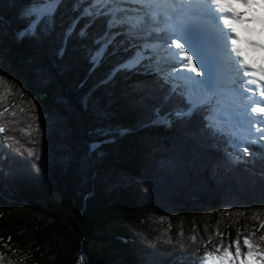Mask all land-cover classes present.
Masks as SVG:
<instances>
[{"label":"trees","instance_id":"obj_1","mask_svg":"<svg viewBox=\"0 0 264 264\" xmlns=\"http://www.w3.org/2000/svg\"><path fill=\"white\" fill-rule=\"evenodd\" d=\"M28 3L0 4L2 90L12 93L0 105V264H201L244 236L264 248V162L243 157L247 134L225 124L236 135L212 138L199 117L153 123L164 94L154 73L108 79L132 50L93 68L103 26L65 44L75 14L64 9L50 34L17 39Z\"/></svg>","mask_w":264,"mask_h":264},{"label":"snow or ice","instance_id":"obj_2","mask_svg":"<svg viewBox=\"0 0 264 264\" xmlns=\"http://www.w3.org/2000/svg\"><path fill=\"white\" fill-rule=\"evenodd\" d=\"M9 2L14 4L16 0ZM3 3L5 0H0ZM62 9L75 14L63 33L65 44L74 33L82 40L88 39V29L97 22L103 26V35L96 37L92 42L94 47L88 50L93 68L107 56L132 50L133 54L122 58L109 73V80L117 72L140 69L145 75H156L164 94L161 105L153 110V123L171 127L173 121L184 125L199 117L204 121L202 130L212 138L236 135L225 131L226 122L234 121L237 129H244L247 124L249 135L238 137L244 142L242 155L253 163L258 158L264 162V144L251 136L255 129L259 140L264 141V65L255 67L244 58L237 31L238 25L256 20L264 30V0H29L20 13L28 19L27 26L16 33V38L39 39L50 34ZM85 18L87 21L78 28ZM249 43L256 46L255 41ZM227 66H231L230 74L224 71ZM3 72L5 69L0 65V73ZM240 82L242 88L237 87ZM4 85L5 77L0 75V105L12 94L10 86L6 92L2 90ZM175 100L179 103L162 111L163 105ZM225 100L229 107H225ZM233 103L242 111H233L230 107ZM35 107L33 104L32 109ZM6 112V107L0 108V117ZM12 115H16L15 111ZM4 132L5 127L0 124V133ZM29 155H32L30 150ZM195 239L191 237L193 242ZM259 239L264 241V235ZM242 247L247 248L246 253L241 251ZM254 257L264 264V248L244 236L242 241L238 238L227 246L217 245L196 260L201 264H225V261L249 264Z\"/></svg>","mask_w":264,"mask_h":264},{"label":"bare ground","instance_id":"obj_3","mask_svg":"<svg viewBox=\"0 0 264 264\" xmlns=\"http://www.w3.org/2000/svg\"><path fill=\"white\" fill-rule=\"evenodd\" d=\"M238 33L240 37L242 38V35H246L248 37V45L249 47V52L244 55V57H249L250 58V64L253 62V58H257L258 60H262L264 58V43L260 39V34L259 32H262L264 35V30L261 29V25L258 20L253 21L252 23H246L243 25H238ZM249 41H255L256 46L252 45L249 43ZM240 46L242 49L241 41H240ZM238 59V58H237ZM193 60L195 62L196 57H193ZM199 67V65H197ZM230 67L227 66L225 67V73L230 74ZM194 75V74H193Z\"/></svg>","mask_w":264,"mask_h":264},{"label":"rangeland","instance_id":"obj_4","mask_svg":"<svg viewBox=\"0 0 264 264\" xmlns=\"http://www.w3.org/2000/svg\"><path fill=\"white\" fill-rule=\"evenodd\" d=\"M260 34V37H261V40L264 42V35L262 34V32L261 33H259ZM254 60H257V59H254ZM262 62H264V59L262 60ZM176 67L177 68H179V65H176ZM165 71H169V69H165ZM186 71V70H185ZM237 87H240V88H242L243 87V84H242V82H240V83H238V85H237ZM224 104H225V107H229V105L227 104V100H225L224 101ZM233 104H237V103H233ZM230 107L232 108L233 106H232V104L230 105ZM233 125H234V122H233ZM247 124H245V132H247ZM233 128H235V127H233ZM238 130V129H237ZM253 131V130H252ZM247 134L249 135V133L247 132ZM251 136H252V134H251ZM252 137H254V136H252ZM250 264H259L258 262H256V261H252Z\"/></svg>","mask_w":264,"mask_h":264}]
</instances>
